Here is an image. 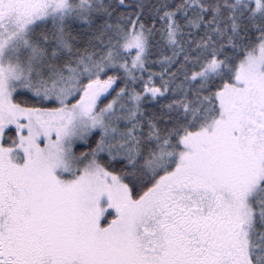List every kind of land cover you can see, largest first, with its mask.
Wrapping results in <instances>:
<instances>
[{
	"label": "snow or ice",
	"instance_id": "1",
	"mask_svg": "<svg viewBox=\"0 0 264 264\" xmlns=\"http://www.w3.org/2000/svg\"><path fill=\"white\" fill-rule=\"evenodd\" d=\"M0 264H264V0H0Z\"/></svg>",
	"mask_w": 264,
	"mask_h": 264
}]
</instances>
